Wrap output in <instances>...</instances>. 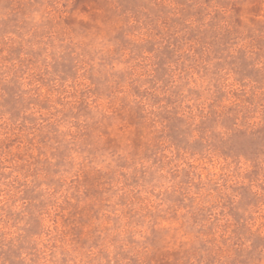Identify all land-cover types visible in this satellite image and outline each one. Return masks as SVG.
Wrapping results in <instances>:
<instances>
[{
  "label": "rangeland",
  "instance_id": "374dc122",
  "mask_svg": "<svg viewBox=\"0 0 264 264\" xmlns=\"http://www.w3.org/2000/svg\"><path fill=\"white\" fill-rule=\"evenodd\" d=\"M0 264H264V0H0Z\"/></svg>",
  "mask_w": 264,
  "mask_h": 264
}]
</instances>
